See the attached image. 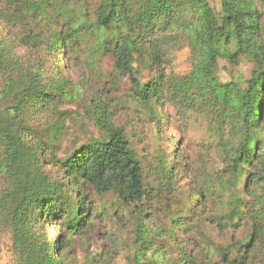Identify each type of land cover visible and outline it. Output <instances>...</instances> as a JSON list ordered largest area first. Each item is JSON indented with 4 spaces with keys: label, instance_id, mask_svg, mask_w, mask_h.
<instances>
[{
    "label": "trees",
    "instance_id": "1",
    "mask_svg": "<svg viewBox=\"0 0 264 264\" xmlns=\"http://www.w3.org/2000/svg\"><path fill=\"white\" fill-rule=\"evenodd\" d=\"M70 3L0 0V23L9 32L8 38L0 37V233L12 235L14 264H64L60 251L67 248L66 232L54 248L41 231L46 219L62 217L69 232L78 234L92 219L87 189L114 193L126 205L148 199L142 163L106 104L93 103L94 122L104 138L69 155L61 156L60 126L45 131L44 118L59 115L60 105L72 100L63 68L72 44L75 52L84 46L90 29L96 55L111 57L116 74L131 79L137 102L161 104L167 98L182 105L193 92L238 112L235 120L245 139L227 153L251 198L243 208L252 232L247 256L226 255L224 263L251 264L249 255L264 248V140L256 135L264 127V0H223L220 14L206 0H99L93 22L86 21L87 13L72 17L66 10ZM185 50L192 71L169 73L174 53ZM241 60L253 65L251 79L224 84L219 62L238 65ZM137 64L149 72L145 84L136 77ZM163 164L161 176L168 182L169 167ZM192 263L185 254L180 261Z\"/></svg>",
    "mask_w": 264,
    "mask_h": 264
},
{
    "label": "rangeland",
    "instance_id": "2",
    "mask_svg": "<svg viewBox=\"0 0 264 264\" xmlns=\"http://www.w3.org/2000/svg\"><path fill=\"white\" fill-rule=\"evenodd\" d=\"M79 1L72 0L66 10L72 11V17L87 13L86 21L93 22L99 0ZM206 1L216 14L222 12L223 0ZM73 27L78 26L73 23ZM8 34L0 23V37L8 38ZM84 36L85 45L75 52L72 44L63 68L72 83V100L60 105L59 115L44 118L45 131L51 125L60 126L64 133L61 156L69 155L87 142L104 138L105 133L94 122L93 103L106 104L115 126L124 131L142 163L148 199L126 205L114 193L99 195L87 189L92 219L78 234L69 232L62 217L46 219L41 233L54 248L59 234L66 232L67 248L60 251L63 263L180 264L185 254L192 264H225L226 255L233 259L247 256L245 246L252 226L243 206L249 205L251 198L244 179L238 180L232 172L227 153L245 139L240 120H235L238 112L193 92L182 99V105L167 98L161 104H141L133 97L131 79L116 74L114 60L96 55L91 29ZM57 55L62 62L61 51ZM45 57L51 65L52 55L47 52ZM189 57L187 50L174 53L168 72L189 74ZM135 68L138 80L144 84L150 80L145 68L138 64ZM252 70L253 65L243 60L238 65L220 61L218 67L224 84H245ZM256 135L264 140V127ZM164 162L170 171L168 182L161 176ZM49 172L58 175L52 169ZM249 260L264 264V248L249 255ZM0 264H14L9 231L0 233Z\"/></svg>",
    "mask_w": 264,
    "mask_h": 264
}]
</instances>
